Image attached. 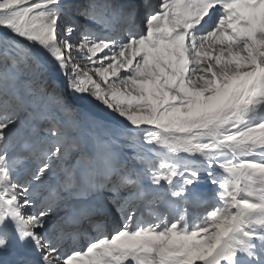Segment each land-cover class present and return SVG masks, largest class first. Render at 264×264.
Returning a JSON list of instances; mask_svg holds the SVG:
<instances>
[{
  "label": "snow or ice",
  "instance_id": "1",
  "mask_svg": "<svg viewBox=\"0 0 264 264\" xmlns=\"http://www.w3.org/2000/svg\"><path fill=\"white\" fill-rule=\"evenodd\" d=\"M0 264H264V0H0Z\"/></svg>",
  "mask_w": 264,
  "mask_h": 264
},
{
  "label": "rangeland",
  "instance_id": "2",
  "mask_svg": "<svg viewBox=\"0 0 264 264\" xmlns=\"http://www.w3.org/2000/svg\"><path fill=\"white\" fill-rule=\"evenodd\" d=\"M139 2V1H138ZM29 211H31V209H29Z\"/></svg>",
  "mask_w": 264,
  "mask_h": 264
}]
</instances>
